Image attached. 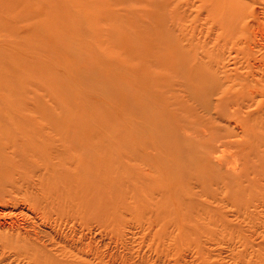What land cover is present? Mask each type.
I'll return each mask as SVG.
<instances>
[{
	"label": "rangeland",
	"instance_id": "obj_1",
	"mask_svg": "<svg viewBox=\"0 0 264 264\" xmlns=\"http://www.w3.org/2000/svg\"><path fill=\"white\" fill-rule=\"evenodd\" d=\"M243 2L242 10L233 0H0V130L20 123L49 132L57 123L66 133L70 122L93 118L106 131L90 136L131 165L129 177L118 178L116 164L105 199L61 226L70 238L76 222L73 238L82 235L83 246L75 254L88 251L80 254L88 264H264V99L254 87L259 74L250 72L254 65L264 70V59L248 43L264 36L263 6ZM229 10L233 25L243 18L235 32L212 14ZM147 36L162 43L140 62L133 49ZM170 54L214 89L192 96L186 80L184 86L165 69ZM138 67L161 77L141 78ZM163 78L170 84L163 87ZM138 83L155 84L177 141L161 144L154 128L139 122ZM185 144L204 183L178 177L173 154L181 148L185 158ZM162 183L157 194L145 190L158 192Z\"/></svg>",
	"mask_w": 264,
	"mask_h": 264
},
{
	"label": "bare ground",
	"instance_id": "obj_2",
	"mask_svg": "<svg viewBox=\"0 0 264 264\" xmlns=\"http://www.w3.org/2000/svg\"><path fill=\"white\" fill-rule=\"evenodd\" d=\"M233 1H237L235 6H240L242 10L243 7L248 6L243 2L246 0ZM260 2L263 6L260 14L264 19V0ZM109 3L111 2L107 1V4ZM219 3L223 5V2ZM216 13L212 12L216 24L223 26L224 23L226 27H231L232 32L240 28L239 24L242 23L243 18L237 17L233 25L232 10L222 15ZM230 38L232 39L233 36ZM161 43L160 37L147 36L136 40L133 52L140 62L148 61L152 52L157 51ZM248 43L257 47L259 52L263 53L262 59H264V36H259L258 40L248 39ZM170 55L168 61L171 64H165V69L169 70L171 75L176 74L175 76L184 86L186 80L187 90L192 96L202 99L214 89L213 83L208 78L197 73L193 74V71H185L183 61L174 54ZM209 59L211 70L212 56ZM166 61L167 58H158L155 62ZM257 67L252 66L250 72L252 77L259 74L260 79L254 82V87H260L259 96L264 99V70L258 73ZM137 73H140L141 78H143L141 75L152 78L153 82H158L161 77L159 73L147 75L144 73V68L140 69V67L137 68ZM168 80L164 78L161 80L163 87L170 84ZM138 86L139 122L154 128L157 134V138H154L157 142L165 144L167 141L168 143L177 141L175 132L173 136L171 127L166 123L168 117L164 114L163 105L156 102L155 97L159 92L155 90V84L148 89L139 83ZM70 123L66 127V133L61 130L63 126L57 123H52L49 132H43L40 126L20 123H13L10 127L0 130V207L3 208H0V264L23 262L25 264H88L80 255L84 253L89 255L88 251V253L83 251L75 254V250L83 246L82 235L79 239L73 238L78 231L75 227L76 222L69 227L73 235L70 238L66 233L64 235L60 233L61 226L69 224L72 219H77L76 215L79 212L86 213L95 209L93 205L105 199L104 187L106 179L109 180V171L119 168L121 175H118V178L129 177L131 165L123 167L116 156L107 155L108 146L104 144L102 138L90 136L91 131L97 130L103 137L104 130L106 131L103 122L91 118L77 119ZM7 131L11 132L9 137H6ZM215 145L218 146V143ZM165 149L168 157L171 158L170 150L166 147ZM178 151L173 154L179 160L178 177L185 180V184L190 181L204 183L205 175H202L204 171L197 166V157L187 151L186 144L185 158L182 156L183 150L179 148ZM116 164L118 168H114ZM158 166L156 163L155 171L160 169ZM184 166L185 175L181 173ZM95 183L98 190L94 192L89 191L85 186ZM157 186L158 192H155V187L146 186L145 190L157 194L167 187L166 183ZM158 200L162 201L161 198ZM166 207L170 209L169 204ZM4 208H10L12 213L1 214L5 211Z\"/></svg>",
	"mask_w": 264,
	"mask_h": 264
}]
</instances>
